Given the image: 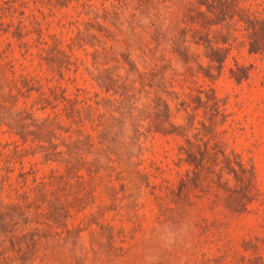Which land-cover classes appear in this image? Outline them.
<instances>
[{
  "label": "rangeland",
  "instance_id": "374dc122",
  "mask_svg": "<svg viewBox=\"0 0 264 264\" xmlns=\"http://www.w3.org/2000/svg\"><path fill=\"white\" fill-rule=\"evenodd\" d=\"M249 2L255 9L264 0ZM156 12L172 15L167 21L133 17V4L123 7L119 0H0V72L19 76L23 90L30 86L22 87L20 75L33 78L51 97L32 107L38 96L32 90L12 114H0V204L9 207L0 212V239L14 264H40V259L44 264H264V51L249 52L236 32L220 67L209 61L202 40L190 37L177 0L151 11ZM152 23L168 27L167 37H158ZM97 26L119 40V52L129 45L138 69L147 74L148 96L167 99L169 120L180 131L187 128L185 135L144 132L138 113H118L92 146L74 145L67 152L62 139L77 125L60 115L66 105L62 90L68 106H96L113 98V90L106 92L92 79L95 68L103 75L109 71L114 80L117 74L119 81L128 77V96L137 87L136 75L94 64L99 44L115 43ZM52 89L58 90L55 100ZM104 111L92 114L87 107L84 116L98 118ZM31 114L55 118L59 139L50 140L61 154L45 157L31 136L20 137L4 123L18 119L15 124L25 133ZM84 132L94 134L88 124ZM213 133L225 145L230 166L222 157L215 165L213 141L198 170L182 161L179 146L186 138L195 142ZM69 154L67 165L63 159ZM239 162L248 172L240 173ZM251 168L257 194L247 202L240 197ZM38 206L39 222L51 215L53 227L49 232L39 226L34 248L39 250L24 253L32 231L19 230L26 220L35 226Z\"/></svg>",
  "mask_w": 264,
  "mask_h": 264
},
{
  "label": "trees",
  "instance_id": "16d2710c",
  "mask_svg": "<svg viewBox=\"0 0 264 264\" xmlns=\"http://www.w3.org/2000/svg\"><path fill=\"white\" fill-rule=\"evenodd\" d=\"M64 1L68 2L69 0ZM172 1L173 0H119V3L122 4L123 7L127 8L129 5L133 4L134 13L131 14L133 17L136 15H143L144 17L154 16L155 20H159V18H161L167 21L172 15V12L169 15V12L161 14L159 12L151 13V11H154L162 4ZM177 2L181 7L182 23H184L185 29L187 31H192V35H190L192 39L196 38L197 41L202 40V43L207 50L206 56L209 58L210 62L219 63L220 67H222L237 39L235 34L236 32L241 34L240 36L243 38L241 41L249 46V52L257 53L264 51V2L256 3L255 9L251 8L249 0H177ZM115 15L120 17L116 11ZM151 25L154 26L158 37H167L169 33L168 27L167 29H164L162 26H155V23H152ZM97 27H99V30L104 31L106 35L110 37L115 43L109 46L106 44H99L102 50L95 51L96 56L94 58V64L100 67H102V65H113L117 71L124 69L126 73L136 75V79L132 81V84L135 82L137 87L136 89L132 87V89H134V93L128 96L126 95L128 90L124 85V83L128 81V77H126L124 81H119L121 76L120 74H117V79L114 80L109 76L111 74L109 71H107V75H103L102 72L96 70L97 68H95L96 71H90L92 79L100 88L105 89L106 92L113 90V93L111 94L113 98L107 99L105 102H100V100H98L95 102L96 106H91L88 104L83 106V108L82 106H68L69 102L71 101L65 97V91L62 90L60 98L62 101L66 102V105L63 108L64 113L60 115L66 119L68 118V120H71L72 123L77 125V128L72 131V133L75 134L74 139H72L74 134L71 132L66 138L62 139V145L67 148V152H70L71 146L74 145L81 146L82 144L89 143V145L92 146L93 140L100 138L102 134L104 135L103 131L108 125L107 120L111 119L112 122H116L118 120L116 115L118 113L121 116H133V114L138 113L139 120L144 122V124H140V127L143 128L144 132H151L153 129H155L164 134L175 133L181 136L185 135L186 131L188 130L187 128L184 127L182 128V131H180L178 130L179 126H175L170 122V111L167 99L162 98V96L158 94H152V96H148L150 92L146 89V86L148 85L147 74L138 69L135 60L131 56L129 45L126 44V49H128L127 51L119 52L120 49L117 44L119 40L114 35L112 36L106 29L102 27L100 28V26ZM183 37L182 45L184 47L186 42V34ZM166 39L171 41L173 45H177V41L175 38L173 39V36L172 38L169 36ZM9 71H11V69ZM11 73L12 77L8 78L6 75V70H2L0 72L1 115L12 114V112H14V110L17 108L19 99H28L31 96L30 92L32 90L38 94L32 103V107L34 105L48 104V101L51 100V97L44 95V92L41 91L40 85L36 86V83L38 82L35 83L33 78L29 79L20 75L21 79H23L22 87L25 88V86H30L23 90L17 86L16 79L19 76H16L13 72ZM243 76H239V80H241ZM244 77H246V74ZM51 95L53 100H55V98L58 97V90L52 89ZM214 98L215 96L210 97V99ZM215 102H217V100ZM87 107L90 108L92 114H99L96 112L102 107L105 108V111L102 112L101 115H98V118H93V116L88 118L84 116V110H87ZM24 108L26 109V107ZM215 111L218 113L217 107ZM18 114L19 113H17V115ZM105 114L109 116L106 117ZM214 116L215 115L212 114V117L209 119H214ZM29 120H31L32 123H30L29 126H26L25 133L23 132L22 126L15 124L18 119H14L12 121L10 120L4 123H8L7 125L9 129L20 137H22V135H25L26 138L31 136L32 141L38 144L39 152L44 153L45 157L50 156L52 153L61 154V151H56L57 145H55L53 141L50 140L51 138L59 139L55 132V128L52 127L55 118L50 119L49 115H47L45 118H38L35 117L34 114H31L29 116ZM87 124L94 131V134L84 132L85 126ZM30 126H34L35 128H30ZM201 126L205 128V123L201 122ZM20 127L21 129L19 130ZM140 134H143V132ZM48 137L49 140H47ZM205 137V135H202V137L196 139L195 142H192L187 138L185 139V144L179 146V152L184 156L182 161L190 166H193L194 170H198L201 162L204 159V154L208 151V145L210 141H213L211 149L215 150V165L219 162L217 161L218 158L222 157V161L220 162L230 166L229 156L224 154L225 145L218 138V135L213 133L210 137ZM26 138L23 140L25 141ZM67 139L68 142L66 141ZM46 142H48L51 146L53 145V147H45ZM98 143L103 145L102 142ZM71 159L72 156L69 154L67 157H64L63 161L69 165L72 163ZM237 165L240 167V173L243 174L246 171L248 172V170H246L245 167L242 166L243 164L240 162ZM8 171L9 170L7 169V172ZM253 178L254 175L251 168V172L249 171V176L247 178L248 183L243 188V196L240 197L247 202L253 200L257 194L256 191H254ZM26 208L29 207L27 206ZM8 209V206L0 204L1 214H6L4 212H7L6 210ZM39 210V206L35 208V216H38V219L34 221L35 226H32V222L30 220H26L24 222V228L19 230L20 233L26 228L32 231L31 244L26 245V250L24 253L30 251L35 253L39 250L34 249L36 245H38V240L40 239V237L37 238L38 232L40 230L39 226H44L49 232L53 227L49 218L51 215H48L44 221L39 222L41 214L39 213ZM26 212L27 210L24 211V213ZM43 214L45 217L48 212ZM54 236H57V238L59 237L61 240L66 237L60 232H55ZM4 243L5 240L0 239V264H14L15 260L12 259L10 255L4 250ZM21 252H23L22 246H20L18 254L21 255ZM43 255L45 256V253ZM39 261L40 264H44L42 263L41 259ZM29 264H32V262H29Z\"/></svg>",
  "mask_w": 264,
  "mask_h": 264
}]
</instances>
